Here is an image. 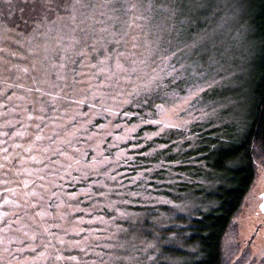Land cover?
Listing matches in <instances>:
<instances>
[{"label":"rangeland","instance_id":"1","mask_svg":"<svg viewBox=\"0 0 264 264\" xmlns=\"http://www.w3.org/2000/svg\"><path fill=\"white\" fill-rule=\"evenodd\" d=\"M241 2L72 0L64 4L68 15L43 16L27 34L20 32L26 40L16 46H8V18L0 14V52L12 54L4 62L13 65L22 56L13 75L0 73V264H63L70 257L74 264L111 263L92 248L114 242L109 220L93 211L115 206L104 189L108 179L119 174L116 166L127 154L134 160L144 154L151 135L145 131L128 149L149 118L117 116L130 103L160 98L163 109L156 106L152 121L164 123L152 133L166 134L215 115L212 102L202 101L212 86L243 102L258 44ZM187 12L198 19L184 21ZM16 81L21 86L14 88ZM263 183L260 163L224 241L225 249L238 242L247 264H264ZM93 192L97 196L82 204ZM154 198L146 199L165 203ZM182 199L179 212L188 203ZM64 250L81 253L68 257Z\"/></svg>","mask_w":264,"mask_h":264},{"label":"trees","instance_id":"2","mask_svg":"<svg viewBox=\"0 0 264 264\" xmlns=\"http://www.w3.org/2000/svg\"><path fill=\"white\" fill-rule=\"evenodd\" d=\"M9 1L0 0V8L8 6L0 14L8 18L6 33L10 34V40L7 44L16 46L17 42L22 44L26 40L19 36L20 32L34 29L43 16L47 20L68 15L64 4L72 0ZM241 5H245L242 16L250 21L252 37L258 44L253 59L255 67L243 102L237 104L235 97L226 93L228 88L220 91L212 86L203 93L202 101L212 102L215 115L193 123L185 131L166 134L152 133L157 127L152 123V116L160 98H151V101L147 98V102L139 105L130 103L119 112L117 119L125 122L149 118L148 122L139 124L128 149L133 150L132 144L147 137L145 131L151 135L144 140L141 149L144 154H136L137 160L127 154L116 166L120 175L112 173L108 179L104 189L115 206L111 209L102 204L93 211L109 220L108 231L113 234L114 242L110 241L108 249L92 243V248H98L104 257L110 256L111 263L104 260V264H247L245 252L238 250V242L225 249L224 241L233 232L234 219L252 187L257 167L264 164V0H242ZM192 15L187 12L184 21L195 22L198 17L193 19ZM0 56L1 62L12 58L11 52H0ZM19 59L22 56L12 59L13 65L1 63L0 68L5 70L0 69V73L13 75L17 66L21 68ZM8 66L14 69L8 70ZM3 78L0 77V89H3ZM13 86L16 88L21 83L16 81ZM12 159L8 157L11 162ZM156 163L158 167L150 171ZM89 184V181L79 183ZM90 187L95 190L94 184ZM97 194L93 192L91 198H83L82 204H89ZM154 196L165 203H151L146 199L154 200ZM183 197L188 203L186 210L179 212L175 205L184 206ZM117 210L121 216H117ZM64 252L68 257L81 253ZM70 258L63 264H74Z\"/></svg>","mask_w":264,"mask_h":264},{"label":"snow or ice","instance_id":"3","mask_svg":"<svg viewBox=\"0 0 264 264\" xmlns=\"http://www.w3.org/2000/svg\"><path fill=\"white\" fill-rule=\"evenodd\" d=\"M56 7H59V5H57ZM135 46V45H134ZM119 67V65H118ZM157 107L163 109V106L162 105H158ZM152 123H157V124H160V123H164V121H152ZM166 126H172V127H175V125H166ZM161 147H166V146H161Z\"/></svg>","mask_w":264,"mask_h":264},{"label":"water","instance_id":"4","mask_svg":"<svg viewBox=\"0 0 264 264\" xmlns=\"http://www.w3.org/2000/svg\"><path fill=\"white\" fill-rule=\"evenodd\" d=\"M264 184V183H263ZM262 201H261V204H260V208L262 209V211L264 212V192L262 194Z\"/></svg>","mask_w":264,"mask_h":264}]
</instances>
